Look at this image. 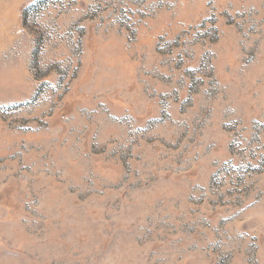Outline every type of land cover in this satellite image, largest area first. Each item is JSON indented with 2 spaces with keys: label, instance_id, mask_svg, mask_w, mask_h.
<instances>
[{
  "label": "rangeland",
  "instance_id": "1",
  "mask_svg": "<svg viewBox=\"0 0 264 264\" xmlns=\"http://www.w3.org/2000/svg\"><path fill=\"white\" fill-rule=\"evenodd\" d=\"M0 264H264V0H0Z\"/></svg>",
  "mask_w": 264,
  "mask_h": 264
},
{
  "label": "trees",
  "instance_id": "2",
  "mask_svg": "<svg viewBox=\"0 0 264 264\" xmlns=\"http://www.w3.org/2000/svg\"><path fill=\"white\" fill-rule=\"evenodd\" d=\"M31 7H29V9H30Z\"/></svg>",
  "mask_w": 264,
  "mask_h": 264
}]
</instances>
